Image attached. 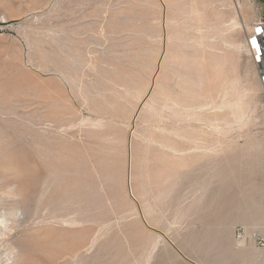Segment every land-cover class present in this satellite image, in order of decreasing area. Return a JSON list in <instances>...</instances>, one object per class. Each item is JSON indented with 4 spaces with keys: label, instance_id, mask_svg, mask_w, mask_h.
<instances>
[{
    "label": "rangeland",
    "instance_id": "1",
    "mask_svg": "<svg viewBox=\"0 0 264 264\" xmlns=\"http://www.w3.org/2000/svg\"><path fill=\"white\" fill-rule=\"evenodd\" d=\"M233 16L264 0H0V264H264L235 237L264 239V96Z\"/></svg>",
    "mask_w": 264,
    "mask_h": 264
},
{
    "label": "built area",
    "instance_id": "2",
    "mask_svg": "<svg viewBox=\"0 0 264 264\" xmlns=\"http://www.w3.org/2000/svg\"><path fill=\"white\" fill-rule=\"evenodd\" d=\"M251 23V30L246 33L244 38L245 53L254 66L259 88L264 96V18L259 17ZM235 237L243 243L253 241L258 247H264V239L254 233L238 230Z\"/></svg>",
    "mask_w": 264,
    "mask_h": 264
},
{
    "label": "bare ground",
    "instance_id": "3",
    "mask_svg": "<svg viewBox=\"0 0 264 264\" xmlns=\"http://www.w3.org/2000/svg\"><path fill=\"white\" fill-rule=\"evenodd\" d=\"M238 3V1H236ZM235 3V2H234ZM251 24L248 25V24H244L242 22H240L236 16H233L231 19H230V28L232 30H240V29H248V31L251 30ZM224 41V45L226 44L227 46H231L234 48V46L236 47L237 51H240L241 50V45L239 43H236V41L234 39H223ZM225 45V46H226ZM224 62H225V59H224ZM221 69H222V62H214L213 66H212V71L214 72V75L216 78L220 79L221 78ZM175 151V149H173ZM14 211L15 210H12L10 211L9 215L12 216L14 215ZM2 217V216H1ZM7 219L8 218H3L0 220V226L2 227H7ZM1 234V233H0Z\"/></svg>",
    "mask_w": 264,
    "mask_h": 264
},
{
    "label": "snow or ice",
    "instance_id": "4",
    "mask_svg": "<svg viewBox=\"0 0 264 264\" xmlns=\"http://www.w3.org/2000/svg\"><path fill=\"white\" fill-rule=\"evenodd\" d=\"M258 31H259V29H258Z\"/></svg>",
    "mask_w": 264,
    "mask_h": 264
}]
</instances>
